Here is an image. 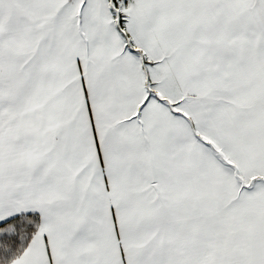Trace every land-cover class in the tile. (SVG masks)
<instances>
[{
	"label": "snow or ice",
	"instance_id": "1",
	"mask_svg": "<svg viewBox=\"0 0 264 264\" xmlns=\"http://www.w3.org/2000/svg\"><path fill=\"white\" fill-rule=\"evenodd\" d=\"M0 264H264V0H0Z\"/></svg>",
	"mask_w": 264,
	"mask_h": 264
}]
</instances>
